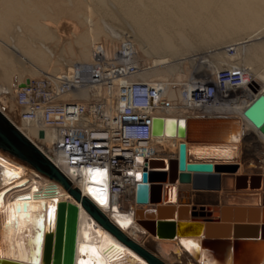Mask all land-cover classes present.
<instances>
[{
  "label": "bare ground",
  "instance_id": "obj_1",
  "mask_svg": "<svg viewBox=\"0 0 264 264\" xmlns=\"http://www.w3.org/2000/svg\"><path fill=\"white\" fill-rule=\"evenodd\" d=\"M118 14L131 25L130 38L136 37L140 43L130 38L125 39L127 43L122 38L123 42L119 41L116 30L105 26L104 19L115 22ZM202 50L205 57L212 58L210 62L195 55ZM106 62L121 64L119 67H124L129 76L115 79L112 86L105 80L98 85L65 83L67 77L74 76V68L87 64L97 66L96 73L101 76H108L101 66ZM234 66L243 70L247 82L237 88V97L229 103L207 108L208 116L188 114L184 103L190 81L197 74L215 75L221 68ZM131 67L136 68L133 73ZM84 77L86 81L91 79ZM137 82L158 86L159 100L172 104L168 109L153 110L151 118H183L188 122L228 120L237 132L236 142L231 145L236 149L206 150L190 146L188 162L203 154L235 153L238 160L230 162L237 164L239 171H215L212 175L217 180L216 188L197 189L198 175H193V181L188 182L193 173L178 168L180 144L187 139L168 134L166 130L154 135L151 119L148 165L138 152L136 164L122 168L127 193L120 205L114 207L109 200L106 173L73 164L61 149L62 143L65 144L64 131L53 124L56 116L51 110L66 104L78 105V120L86 127V137H93L99 143V137L108 138L107 133L109 138L112 136L121 84ZM263 92L264 0H0L1 112L69 179L82 197L94 202L108 221L144 251L139 252L121 241L60 182L13 158L0 147V257L43 264L45 235L55 230L61 201L79 207L75 264H154L149 256L160 264H205V253L196 250L195 239L184 240L170 233L172 222L178 226L184 219L177 215L166 217L169 211L164 210L172 208L178 214L181 209L190 214L192 221L205 222L193 211L197 208L203 211L202 205L195 201L205 198L206 194L214 199L215 212V209L221 212L225 197L244 199L258 195V201L241 206L259 208L261 220L229 223L256 225L263 230L264 191L257 193L238 186L242 178L251 175L264 178V134L244 114ZM133 97L131 93L129 99ZM67 118H63V123L70 122L71 118ZM12 140L18 145L17 139L12 137ZM91 144L87 153L93 152L94 143ZM145 168L149 171L150 201L142 205L136 202V193L137 184L143 182ZM261 236L253 241L255 248L262 250L257 264H264V237ZM225 239L232 253L231 264H235L241 239L233 234ZM185 241L193 243L188 245ZM39 243L38 259L35 250Z\"/></svg>",
  "mask_w": 264,
  "mask_h": 264
},
{
  "label": "water",
  "instance_id": "obj_2",
  "mask_svg": "<svg viewBox=\"0 0 264 264\" xmlns=\"http://www.w3.org/2000/svg\"><path fill=\"white\" fill-rule=\"evenodd\" d=\"M244 114L264 134V92L253 100L245 109ZM165 130L168 134L187 139V142H181L180 144L178 168L182 171L189 170L193 173L188 182L193 181V175H198L195 178L197 189L213 190L216 188L217 180L214 175H212L215 171L224 173L239 171L238 165L230 162L232 160H238V156L235 153H229L226 156L203 154V156L193 157L190 159L191 162H188L190 146L205 148L206 150H208V148H231L232 151L235 148L231 145L236 142L234 137L237 135V132L228 120L220 118L198 119L188 122L183 118L179 120L173 118L165 120L163 117H154L153 134H163ZM12 137L17 139L16 142H18V145L14 143ZM0 147L10 152L13 158L27 163L36 170L60 182L77 200H81L89 212L121 241L129 244L139 252H144L132 241H129L127 236L123 234L116 225L108 221L94 202L88 197H82L79 190L71 186L69 179L1 112V110ZM174 177L175 176H173V178ZM148 181L149 171L145 168L143 182L137 184L136 202L138 204L143 205L150 201V185ZM238 186L243 190H252L261 193L264 191V178L260 176L254 178V175H251L249 178H242ZM208 195L206 194L205 198H200L198 201H195V204L202 205L200 209L203 211L199 212L198 208L196 211H193L196 215H201L202 220H205V222H198L197 220L199 219H193L192 221L190 219V214L183 212L181 209L178 214H176L174 209L164 208L166 213L169 211L166 217L172 218L177 215L180 219H184L178 226L177 223L171 221L172 228L170 233L172 237L179 235L181 239L184 240L195 239L197 244L196 250L205 253V255L203 254L205 264H231L232 258L230 254L232 253L230 248H228L225 238H229L233 234L235 237L241 239L238 241V249L235 252V264H257L259 261L258 259L262 255V250H257L255 248V242L253 241L260 238L261 231H263L261 237H264V229L262 230V228L260 229L256 225L243 223L231 225L229 222H253L261 220V210L259 208L241 206L244 204L250 205L258 201V195L252 198L244 197L245 200L236 197H225L223 201V205L225 206L221 208V212H217L218 209H215L217 210L216 212L214 211L213 205L216 203L214 199ZM207 205L209 208H206ZM78 218V205L66 201H61L59 203L55 230L51 229L47 231L45 235L44 252L42 256L43 264H75ZM152 221L155 220L152 219ZM181 226L182 228H188V231H180V229H182ZM39 234L41 233L39 232L38 235ZM39 246H41L40 243L35 250L38 259L40 258ZM226 255H228V258ZM149 258L154 264H160V262L153 259V257L149 256ZM226 260H228V263ZM0 264L27 263L0 257Z\"/></svg>",
  "mask_w": 264,
  "mask_h": 264
},
{
  "label": "built area",
  "instance_id": "obj_3",
  "mask_svg": "<svg viewBox=\"0 0 264 264\" xmlns=\"http://www.w3.org/2000/svg\"><path fill=\"white\" fill-rule=\"evenodd\" d=\"M119 65L121 66V64L113 62L102 63L101 66H104L105 71H107L106 75L108 76L106 77L96 73L99 70L97 66L89 64L79 66L74 68V76L67 77L68 80L65 83L70 82L72 86H77L79 83L98 85L105 80L112 86L115 79H123L129 76L128 71ZM129 69L133 73L136 68L131 67ZM203 74L197 75L190 81V85L186 89L184 104L188 114L196 112L195 114L199 116H208L207 108L233 101L237 97L235 96L237 88L243 87L247 83L243 70L235 66L221 68L215 75L206 76ZM83 75L91 77V79L86 81ZM120 88L121 92L116 97L115 127L112 136L109 138L107 133L108 138L99 137V143L93 137L91 139L86 137L84 131L86 127H82L84 123L78 120V105L66 104L51 110L56 116L53 124L62 127L64 131L65 144L62 143L61 149L67 156H70L73 164L86 165L92 172L99 169L100 172L106 173L109 200L114 207L120 205L127 193L123 184L122 168L124 166L133 167L136 164V153L138 152L141 153L144 162L148 165L151 151L150 140L152 138L150 122L153 118H151V112L160 107L164 109L172 107L170 102L166 101L164 104L159 100L161 89L156 85H149L144 82L122 83ZM131 93L134 95L133 100L129 99ZM80 112H82V108H80ZM65 116L71 118L70 122L63 123ZM74 118L76 120H72ZM93 128L94 126L90 130L92 131ZM111 140H113L112 147L109 146ZM91 143H94L91 147L93 152L87 153ZM96 150L103 153L98 154L95 152Z\"/></svg>",
  "mask_w": 264,
  "mask_h": 264
},
{
  "label": "rangeland",
  "instance_id": "obj_4",
  "mask_svg": "<svg viewBox=\"0 0 264 264\" xmlns=\"http://www.w3.org/2000/svg\"><path fill=\"white\" fill-rule=\"evenodd\" d=\"M119 15V14H118ZM118 15L116 16L117 18V20H115V22L112 20V19H110V18H106V19H104V21H103V23L104 24H106L105 26L108 28V29H110L111 27L112 28H114L115 30H116V32H117V34H119L118 35V40L120 41V39L122 38V39H128V38H130V35L132 34V28L130 27L131 25L129 24V25H127L129 22L125 19L124 21H123V17L121 16V15H119V17H118ZM98 18H99V15L97 16ZM123 18V19H122ZM120 19V20H119ZM107 20V21H106ZM112 20V21H111ZM120 21V22H119ZM126 21V22H125ZM112 22V23H111ZM126 24H125V23ZM111 25H109V24ZM115 23V24H114ZM119 23V24H118ZM116 27V28H115ZM117 27H119L118 29H117ZM131 28V29H130ZM121 30V31H120ZM130 34V35H129ZM121 39V41L123 42V40ZM131 39V38H130ZM130 39H128V40H130ZM137 40V38L135 37V38H132L131 40H134V42ZM127 40V41H128ZM127 41L125 40L124 42H126L127 43ZM138 41V40H137ZM136 41V43H140V41H138L137 42ZM125 44V43H124ZM201 52H203L204 53V51L202 50V51H200L199 53H201ZM203 53H201V54H198V51L195 53V55L197 56H200V57H204V58H206L205 60H207V61H211L212 60V58L211 57H205V55L206 54H203ZM60 54V53H59ZM203 54V55H202ZM61 56V55H60ZM204 58H203V60H204ZM211 58V59H210ZM209 59V60H208ZM192 68V67H191ZM181 70H183V69H181ZM204 73V72H203ZM197 74V73H196ZM196 74H194V75H196ZM200 74H202V73H200ZM200 74H197V75H200ZM205 74V73H204ZM203 74V75H204ZM206 75V74H205ZM206 76H209V75H206ZM211 76V75H210ZM197 77V76H196ZM254 157H255V155H254ZM256 158H257V156H256Z\"/></svg>",
  "mask_w": 264,
  "mask_h": 264
},
{
  "label": "snow or ice",
  "instance_id": "obj_5",
  "mask_svg": "<svg viewBox=\"0 0 264 264\" xmlns=\"http://www.w3.org/2000/svg\"><path fill=\"white\" fill-rule=\"evenodd\" d=\"M234 139H235V137H234ZM185 243L188 244V245H192L193 242H191V241H185Z\"/></svg>",
  "mask_w": 264,
  "mask_h": 264
}]
</instances>
